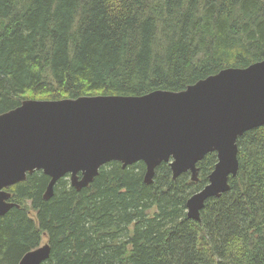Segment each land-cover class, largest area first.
Masks as SVG:
<instances>
[{
    "label": "trees",
    "instance_id": "trees-1",
    "mask_svg": "<svg viewBox=\"0 0 264 264\" xmlns=\"http://www.w3.org/2000/svg\"><path fill=\"white\" fill-rule=\"evenodd\" d=\"M264 61V0H0V114L25 100L140 97L181 92L227 68ZM229 191L186 201L207 185L215 154L172 179L144 183L145 166H102L80 191L42 172L6 189L0 264H18L45 239L42 264H264V126L237 142ZM34 213V216L30 215Z\"/></svg>",
    "mask_w": 264,
    "mask_h": 264
},
{
    "label": "water",
    "instance_id": "water-1",
    "mask_svg": "<svg viewBox=\"0 0 264 264\" xmlns=\"http://www.w3.org/2000/svg\"><path fill=\"white\" fill-rule=\"evenodd\" d=\"M263 126L264 61L221 70L181 92L25 100L0 114V217L15 206L6 189L34 172L49 178L48 200L58 180L68 176L80 191L110 162L123 169L143 163L147 185L162 163L173 180L189 173L195 183L198 162L215 154L207 185L185 204L186 217L199 222L205 202L227 193L237 175L238 138ZM49 252L44 244L18 264H42Z\"/></svg>",
    "mask_w": 264,
    "mask_h": 264
},
{
    "label": "rangeland",
    "instance_id": "rangeland-1",
    "mask_svg": "<svg viewBox=\"0 0 264 264\" xmlns=\"http://www.w3.org/2000/svg\"><path fill=\"white\" fill-rule=\"evenodd\" d=\"M31 216H34V213L30 212ZM46 243L45 239L40 243L41 245H44Z\"/></svg>",
    "mask_w": 264,
    "mask_h": 264
}]
</instances>
